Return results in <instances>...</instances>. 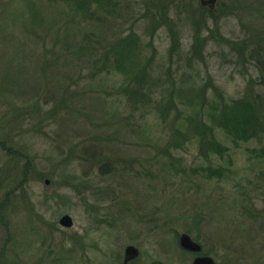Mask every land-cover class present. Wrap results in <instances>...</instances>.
<instances>
[{
    "label": "rangeland",
    "instance_id": "1",
    "mask_svg": "<svg viewBox=\"0 0 264 264\" xmlns=\"http://www.w3.org/2000/svg\"><path fill=\"white\" fill-rule=\"evenodd\" d=\"M116 3L84 23L60 0H0V84L40 93L41 116L52 110L12 131L21 155L0 149V264H121L127 246L139 251L131 264H192L182 233L215 264H264V131L245 140L211 125L220 153L181 138L247 93L264 117V0ZM127 34L151 76L149 100L131 105L120 88L134 87L132 74L102 55ZM42 41L55 44L45 74ZM64 215L71 228L59 226Z\"/></svg>",
    "mask_w": 264,
    "mask_h": 264
},
{
    "label": "trees",
    "instance_id": "2",
    "mask_svg": "<svg viewBox=\"0 0 264 264\" xmlns=\"http://www.w3.org/2000/svg\"><path fill=\"white\" fill-rule=\"evenodd\" d=\"M48 1L52 3V1L58 0ZM60 1L67 4L69 9L77 16H81V19L84 23H92L94 20H98L100 18L99 13L107 12L109 8H114L115 4H118L116 3V0ZM151 7L149 8V11L143 12V17L146 20H149L151 24H153V18L155 17V19H157L159 13H157V9H155V7ZM41 45V56L43 60L40 64L41 71L45 74L47 70L52 71V61L54 60L52 55L55 52V44L52 45V42H49L47 45L45 41H42ZM102 50V55L104 56L103 59L106 62L111 63V68L113 69V71L118 72L119 74H122L124 76L126 73L132 74L130 80H132V83H134V87H130L128 89H126V87L120 88L121 92L127 95L128 103L131 105V103L135 104V102L133 101L138 102V100L143 99L149 100L146 95L144 96L142 94L145 93L143 92L144 90L151 87V84L149 82L151 80V76L149 73L150 59L143 61V59L140 58L139 53L141 51V47L139 46L138 41L134 37V35L127 34L124 37H116L114 40L108 42L107 46L102 47ZM124 52H133L138 59L137 63L133 66L127 64L124 65L122 63V56ZM44 74H42V76ZM17 89H19V87H17ZM1 95H5L6 98H3ZM249 95L250 93H247L246 96H244L240 100H235L230 104H224L223 107H218L216 109L217 113L209 119V126L205 125L206 123H198L197 121L191 120L190 128L188 129V131H186L185 135H181V138L187 141V138H189L187 135H199L201 146L203 145V147H201L202 154H204V152L209 149L214 152L220 153L221 148L216 144V142L211 139H206V133L207 131H210L211 125L223 128L224 130H228L230 135L232 133L234 134L233 136L235 138H241L245 140L246 138L254 137L259 132H263L264 117L261 115V104L257 102V99H252V97ZM42 98L43 97L38 92L24 93V91H21L20 95H16V89H10L8 88V85L0 84V149H2L3 151H7V155H10L9 153L11 152L16 154V156L21 155L19 149L17 150L11 144L10 140L12 138H10V134L14 129H16V126L21 124L22 121L28 118V116L34 115L36 119L39 118L42 119V121H48L51 119L52 110L45 113L44 116H41V111H35L33 110L35 107H31L32 103L38 102ZM220 101L222 102L221 99ZM19 105L22 107L21 109H19ZM172 105V102H168L165 105H158L157 110L160 112V116L162 119H164L168 114L169 109ZM134 106L137 107V105ZM175 120L176 118L171 121L169 128H172L173 132L176 133L173 134V137H175L176 139L179 135V128L175 126ZM14 149L16 150L14 151ZM13 160L14 159L10 160L9 162L12 163L11 161ZM2 168L3 166L1 167V169ZM4 168L5 169L3 172L5 175L7 172H15L17 171V163H12L11 165H6L4 163ZM27 168L28 166L25 165V172Z\"/></svg>",
    "mask_w": 264,
    "mask_h": 264
},
{
    "label": "water",
    "instance_id": "3",
    "mask_svg": "<svg viewBox=\"0 0 264 264\" xmlns=\"http://www.w3.org/2000/svg\"><path fill=\"white\" fill-rule=\"evenodd\" d=\"M199 1L202 6H207L210 10H213L217 0H199ZM58 224L62 228H71L73 225V221L68 215H64V217L62 216L58 220ZM179 235L180 236L178 240L179 242L178 245L183 250L187 251L188 253L201 252V246L198 243L194 242L188 234L182 233ZM138 256H139V251L137 248H135L134 246H127V248L124 249L123 260L121 264H130L132 261L137 259ZM192 264H214V262L212 258H210V256L209 257L201 256L194 258Z\"/></svg>",
    "mask_w": 264,
    "mask_h": 264
},
{
    "label": "flooded vegetation",
    "instance_id": "4",
    "mask_svg": "<svg viewBox=\"0 0 264 264\" xmlns=\"http://www.w3.org/2000/svg\"><path fill=\"white\" fill-rule=\"evenodd\" d=\"M200 2V1H199ZM201 5V4H200ZM202 6V5H201ZM215 6H216V4H215ZM214 6V7H215ZM203 8H206L207 6H202ZM214 10V9H213ZM194 258H196V257H201V256H205V255H203V254H201V252L200 253H198V254H194ZM206 257H208V256H206ZM213 260V259H212ZM214 262V261H213ZM214 264H215V262H214Z\"/></svg>",
    "mask_w": 264,
    "mask_h": 264
}]
</instances>
